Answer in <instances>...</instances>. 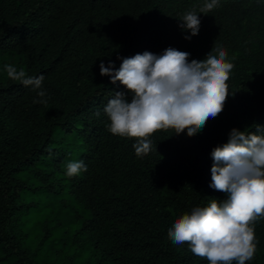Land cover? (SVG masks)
Returning <instances> with one entry per match:
<instances>
[{
    "label": "trees",
    "instance_id": "obj_1",
    "mask_svg": "<svg viewBox=\"0 0 264 264\" xmlns=\"http://www.w3.org/2000/svg\"><path fill=\"white\" fill-rule=\"evenodd\" d=\"M203 2L0 0V264H59L57 250L55 256L43 250L58 232L89 246L82 264H209L167 232L194 207L226 198L209 187L213 148L233 128L264 126V0H219L206 15L199 14ZM193 8L201 26L187 40L191 33L179 19ZM217 45L234 64L230 95L200 133L157 130L151 152L137 156L135 138L108 130L104 107L115 91L126 90L100 75L101 62L118 69V57L168 47L190 53L189 61L203 60ZM5 64L42 74L47 105L34 103L39 90L11 80ZM81 160L87 171L68 177V163ZM24 193L38 199L39 210L41 199L49 209L53 201L59 206L46 211L28 239L21 228L29 206ZM255 236L257 251L246 264H264V219ZM82 251L70 254L73 264Z\"/></svg>",
    "mask_w": 264,
    "mask_h": 264
},
{
    "label": "clouds",
    "instance_id": "obj_2",
    "mask_svg": "<svg viewBox=\"0 0 264 264\" xmlns=\"http://www.w3.org/2000/svg\"><path fill=\"white\" fill-rule=\"evenodd\" d=\"M217 7L219 0H204L199 14ZM199 14L193 8L179 19V27L191 33L185 39L198 35ZM189 57L186 51L168 47L161 54L145 51L118 57L122 61L118 69L114 62L107 67L100 63V75L109 76L113 84L119 81L126 90L115 91L104 107L110 120L108 130L135 138L132 146L137 156L151 152L150 137L157 130L171 129L176 135L186 131L193 137L223 111L234 68L226 50L217 45L203 60L189 61ZM5 71L11 80L39 90L41 99L33 102L47 105L42 74L29 76L12 64H5ZM211 157L209 187L226 198H213L207 206L184 213L169 227L168 239L177 245L187 243L195 256L206 258L209 264H246L257 251L255 224L264 219V126L255 125L251 132L233 128L227 142L213 148ZM86 171L82 160L73 161L68 163L66 175Z\"/></svg>",
    "mask_w": 264,
    "mask_h": 264
},
{
    "label": "rangeland",
    "instance_id": "obj_3",
    "mask_svg": "<svg viewBox=\"0 0 264 264\" xmlns=\"http://www.w3.org/2000/svg\"><path fill=\"white\" fill-rule=\"evenodd\" d=\"M19 176L26 178L29 183L34 182L35 180L30 176L29 174H26L25 172H19ZM63 199L70 201V195L68 193H64ZM24 200L29 203V206L26 208V214L22 216V231H24V235H26V238H30L31 236H34L37 232V229L40 226V221L43 220V216L45 215L46 211H48L49 207L46 204L47 201H44L45 199H41L39 201L41 203V206L43 209H38L36 202H38V199H34L32 196H30L28 193H24ZM34 201H36L34 203ZM44 201V202H43ZM65 211L67 210V206H63ZM59 210V206L56 202L50 203V209L49 211L56 212ZM63 211V218L68 217L69 211ZM69 218H67L66 224L72 227V223L69 222ZM68 225H64L65 227H68ZM63 228V229H64ZM64 238V241H63ZM83 250L76 258V264H82L83 260L89 253V246H86V243H83L82 238H79L76 242L71 243V239L69 237H63L61 235V232H58L54 235V237L51 238L50 241L46 242L43 246V250L48 254L49 256L54 255V251L57 250V257L55 258V261L59 264H73L72 259L70 258V254L76 251ZM76 255H72L73 258H75Z\"/></svg>",
    "mask_w": 264,
    "mask_h": 264
}]
</instances>
